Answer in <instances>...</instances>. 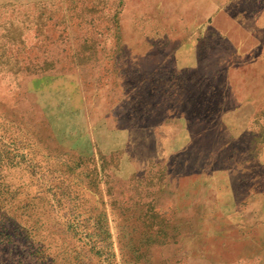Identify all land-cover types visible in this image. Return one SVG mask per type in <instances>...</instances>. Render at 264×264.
<instances>
[{
	"label": "rangeland",
	"instance_id": "obj_1",
	"mask_svg": "<svg viewBox=\"0 0 264 264\" xmlns=\"http://www.w3.org/2000/svg\"><path fill=\"white\" fill-rule=\"evenodd\" d=\"M212 1L0 7V264H264V0Z\"/></svg>",
	"mask_w": 264,
	"mask_h": 264
},
{
	"label": "crops",
	"instance_id": "obj_2",
	"mask_svg": "<svg viewBox=\"0 0 264 264\" xmlns=\"http://www.w3.org/2000/svg\"><path fill=\"white\" fill-rule=\"evenodd\" d=\"M66 1L68 0H0V7H6V6H45V5H51L54 3H60L63 6H67ZM199 4L198 7L203 8L202 14L204 16H212L213 13H217V16L220 17L221 14L224 15L226 11L218 10L217 8L221 9V3L217 4L216 2L212 0H198ZM214 7L215 9L212 11L211 8ZM224 12V13H223ZM220 19H218V22ZM217 21V20H216Z\"/></svg>",
	"mask_w": 264,
	"mask_h": 264
}]
</instances>
